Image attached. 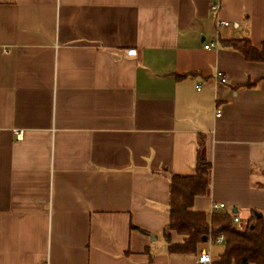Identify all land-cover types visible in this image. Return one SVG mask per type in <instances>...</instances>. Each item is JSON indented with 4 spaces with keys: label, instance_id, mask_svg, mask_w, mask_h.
Wrapping results in <instances>:
<instances>
[{
    "label": "crops",
    "instance_id": "crops-1",
    "mask_svg": "<svg viewBox=\"0 0 264 264\" xmlns=\"http://www.w3.org/2000/svg\"><path fill=\"white\" fill-rule=\"evenodd\" d=\"M212 1L0 0V264H197L161 235L199 139L193 209L264 216V62L220 44L261 49L264 0Z\"/></svg>",
    "mask_w": 264,
    "mask_h": 264
},
{
    "label": "trees",
    "instance_id": "trees-1",
    "mask_svg": "<svg viewBox=\"0 0 264 264\" xmlns=\"http://www.w3.org/2000/svg\"><path fill=\"white\" fill-rule=\"evenodd\" d=\"M220 44L237 51L246 61L264 62V43L259 50L247 38L220 40ZM210 181L211 163L205 157L204 142L199 139L194 172L191 175H172L170 178L168 219L161 235L168 255L198 256L202 252L200 246L205 243L203 238L208 242L222 235L223 251L214 264H264V216L256 217L254 213L241 226H236L231 219L236 212L206 214L193 209L196 198L207 196ZM130 228L149 236L133 225ZM173 235L182 237L181 242H173Z\"/></svg>",
    "mask_w": 264,
    "mask_h": 264
},
{
    "label": "built area",
    "instance_id": "built-area-1",
    "mask_svg": "<svg viewBox=\"0 0 264 264\" xmlns=\"http://www.w3.org/2000/svg\"><path fill=\"white\" fill-rule=\"evenodd\" d=\"M210 9L214 12H216L219 9V5L218 3H216V1H212L210 2ZM218 26H227L228 23L224 22V21H218L217 22ZM213 45L212 44H206L204 45V49H210ZM136 51L133 49L131 50H126L125 51V56L126 57H134L135 56ZM216 77L219 79V82L221 84L226 83V79L225 77L222 75V73H217ZM199 89V87L197 88ZM219 111L216 112V116H219ZM15 137L16 139L20 140L22 139L23 136V132L21 131H14ZM223 212H227L229 214H232L231 211L226 209V206L223 203H213L210 207V214L213 213H223ZM231 219H232V223L234 225H238V223L240 222V219L235 215L232 214L231 215ZM209 242H211L212 244L218 245V246H223L224 245V237L222 235H219L218 237H216L214 240H209ZM197 264H211L212 260L209 256V254H207L206 252H201L196 259Z\"/></svg>",
    "mask_w": 264,
    "mask_h": 264
},
{
    "label": "rangeland",
    "instance_id": "rangeland-1",
    "mask_svg": "<svg viewBox=\"0 0 264 264\" xmlns=\"http://www.w3.org/2000/svg\"><path fill=\"white\" fill-rule=\"evenodd\" d=\"M246 220H247V217L243 216V217L240 219V222L238 223L237 226H241V224L244 223V222H246ZM148 237H149V240L152 241L151 243L154 244V245H153L154 247H158L160 244L162 245V243L164 244V242L162 241L161 238H159V239H157L156 241H154V240H152L153 235H150V236H148ZM208 246H210V249H212L213 251H214V250H215V251H216V250H217V251H221L222 248H223V247H221V246H218V247H216V246H212V244H208V242L203 243V244L200 246V248H201V249H206V250H207V249H208Z\"/></svg>",
    "mask_w": 264,
    "mask_h": 264
},
{
    "label": "water",
    "instance_id": "water-1",
    "mask_svg": "<svg viewBox=\"0 0 264 264\" xmlns=\"http://www.w3.org/2000/svg\"><path fill=\"white\" fill-rule=\"evenodd\" d=\"M235 211H233V213H234ZM256 215V217H260L261 215L260 214H255ZM152 240H154L153 238H152ZM203 242H206V239L205 238H203Z\"/></svg>",
    "mask_w": 264,
    "mask_h": 264
}]
</instances>
